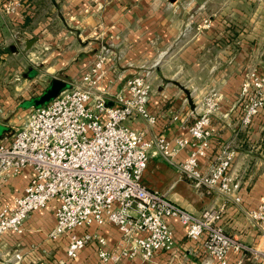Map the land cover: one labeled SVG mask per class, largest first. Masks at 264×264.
I'll use <instances>...</instances> for the list:
<instances>
[{"label": "crops", "instance_id": "1", "mask_svg": "<svg viewBox=\"0 0 264 264\" xmlns=\"http://www.w3.org/2000/svg\"><path fill=\"white\" fill-rule=\"evenodd\" d=\"M102 50L109 56L98 90L107 98L133 74L146 73L150 80L146 109L154 121H128L146 139L161 135L174 146L175 138H188L202 97L217 93L218 108L210 116L213 133L199 167L207 170L222 148L233 149L228 172L240 183V199L196 186L158 153L149 154L141 182L190 213L221 210L218 224L249 248L228 252L227 264H264L252 261L257 253L264 255V231L247 215L264 203V104L243 123L240 95L246 74L264 75V0H0V125L6 128L0 138H10L12 114L23 109L27 115L31 105H23L51 79L79 82ZM189 149L179 148L172 160L181 162ZM30 175L24 169L0 184V206L23 193ZM53 211L49 203L24 220L21 233L0 235V264H215L203 238L189 239L177 218L167 220L172 247L157 251L151 261L125 257L102 263L95 241L68 258L67 235L47 237L55 224ZM76 231L97 232L108 249L118 248L120 233L113 224L93 223ZM16 252L21 255L17 262Z\"/></svg>", "mask_w": 264, "mask_h": 264}, {"label": "built area", "instance_id": "2", "mask_svg": "<svg viewBox=\"0 0 264 264\" xmlns=\"http://www.w3.org/2000/svg\"><path fill=\"white\" fill-rule=\"evenodd\" d=\"M107 52L96 54L79 82L67 81L68 88L46 104L31 108L9 139L0 138V184L24 169L31 170L23 193L0 206V235L21 233L32 212L53 203L55 224L47 237L67 235L68 258H75L95 241L102 263L125 257L148 262L157 251L172 247L167 220L177 218L189 239L203 238V247L215 264H227L228 252L249 248L218 224L221 210L208 207L190 213L141 182L149 154L158 153L196 186L240 199V183L228 172L233 149L222 148L207 170L199 167L198 159L205 154L213 133L210 116L218 108L217 93L211 90L202 97L201 112L188 126V138H175L174 146L161 135L146 139L128 121L136 117L154 121L146 109L150 80L146 73L133 74L112 99L107 98L98 90ZM240 95L245 101L242 122L249 123L264 104V75L246 74ZM184 146H190L189 152L176 164L172 157ZM247 214L264 231V203ZM105 222L120 233L117 249H108L97 232L76 231ZM13 257L16 262L21 259L18 252Z\"/></svg>", "mask_w": 264, "mask_h": 264}, {"label": "water", "instance_id": "3", "mask_svg": "<svg viewBox=\"0 0 264 264\" xmlns=\"http://www.w3.org/2000/svg\"><path fill=\"white\" fill-rule=\"evenodd\" d=\"M69 86L70 84L66 80L56 77L51 79L45 90L38 97H34L33 99L30 100L33 101L32 104H30L31 105L30 107L37 108L43 104H46L54 97H56L62 90L68 88Z\"/></svg>", "mask_w": 264, "mask_h": 264}, {"label": "rangeland", "instance_id": "4", "mask_svg": "<svg viewBox=\"0 0 264 264\" xmlns=\"http://www.w3.org/2000/svg\"><path fill=\"white\" fill-rule=\"evenodd\" d=\"M20 98V97H19ZM32 102L33 101H28L27 103H25L23 106L24 107H27V106H29L30 104H32ZM23 109H20V113H16V114H12V118L13 119H15V124H14V128H11L10 130H9V132H8V134L9 135H11V133L16 129V128H18L19 127V125H20V122L25 118V116H26V114H22V111ZM27 113H29V112H27ZM6 128L5 127H3V126H1L0 125V136H1V134L3 133V131L5 130ZM204 187V186H203ZM206 188V187H205ZM262 204V203H261ZM260 205V204H259ZM256 208V207H255ZM255 208H252V209H255ZM251 210V209H250ZM249 211V210H248ZM247 211V212H248ZM248 215V214H247ZM248 217L250 218V216L248 215ZM251 219V218H250ZM254 221V220H253ZM263 231V230H262ZM60 236H62V235H60ZM59 236V237H60ZM58 238V237H57ZM57 238H55V239H57ZM52 240H54V239H52ZM261 257V258H260ZM252 261L253 262H260V261H264V255H261V254H259V253H257V255H254L253 256V258H252Z\"/></svg>", "mask_w": 264, "mask_h": 264}]
</instances>
